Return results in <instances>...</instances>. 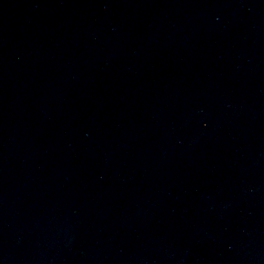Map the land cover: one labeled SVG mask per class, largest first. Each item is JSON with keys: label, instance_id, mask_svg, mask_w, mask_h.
Wrapping results in <instances>:
<instances>
[{"label": "water", "instance_id": "95a60500", "mask_svg": "<svg viewBox=\"0 0 264 264\" xmlns=\"http://www.w3.org/2000/svg\"><path fill=\"white\" fill-rule=\"evenodd\" d=\"M0 264H264V0H0Z\"/></svg>", "mask_w": 264, "mask_h": 264}]
</instances>
